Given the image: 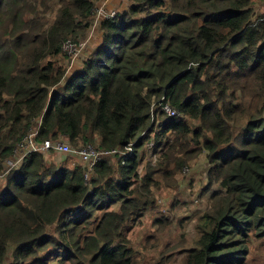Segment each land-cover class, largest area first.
<instances>
[{
    "label": "trees",
    "instance_id": "trees-1",
    "mask_svg": "<svg viewBox=\"0 0 264 264\" xmlns=\"http://www.w3.org/2000/svg\"><path fill=\"white\" fill-rule=\"evenodd\" d=\"M133 1L98 21L101 0H0V174L32 129L76 148L136 141L89 178L73 156L42 152L9 171L0 264H253L251 243L264 240V13L254 0ZM51 2L52 20L37 10ZM95 24L93 48L69 71L65 42ZM162 96L179 115L153 120ZM204 152L207 207L196 236L172 244L178 216L139 218ZM132 228H149L136 245Z\"/></svg>",
    "mask_w": 264,
    "mask_h": 264
},
{
    "label": "rangeland",
    "instance_id": "rangeland-1",
    "mask_svg": "<svg viewBox=\"0 0 264 264\" xmlns=\"http://www.w3.org/2000/svg\"><path fill=\"white\" fill-rule=\"evenodd\" d=\"M33 0H31L32 2ZM133 3V0H122L120 3H118L117 6V11L123 10L126 8L128 9ZM52 8L46 9L45 6L41 3L37 4V10L40 11L41 16H47L50 20H52L55 16V11L54 9L58 7L57 2H51ZM55 7V8H54ZM254 7L257 10L258 14H263L264 13V0H254ZM36 15V14H34ZM31 16V15H30ZM96 25H93L89 29V34L85 35V38L80 40V43L77 44V47L74 50H65V59H63L69 68V71H73L75 67L80 66V58L83 55H86L93 47L91 46V42L97 37V32L95 29ZM89 38H92V41L88 44ZM97 42H94L96 44ZM46 154L48 161L49 162H58L60 163L63 158H67V156H73V155H68L65 153L61 152H47L44 153ZM13 156V155H12ZM113 157V156H110ZM73 158H76L78 160V163L80 162V158L78 155H74ZM116 159V157H113V159ZM147 159H149V155L147 156ZM120 161V159H118ZM117 160V161H118ZM147 160V161H148ZM208 157L206 156V153L204 152L194 163L192 167H188L190 171L188 172V168H186L187 172H180V182H179V187L174 190L172 187H166L164 184H162V188L158 191H156V196H157V202L155 204V208H152L151 210H148L144 215H142L139 220L141 221H148L152 222L156 217H159L160 215H167L169 216V213H173L174 216L176 217L175 225L177 228L174 229V233L172 235L171 243L172 244H177L181 240L179 238L181 233L183 232H189L191 236H196V228H195V221L196 219L204 214V211L207 207L208 204V198L207 196H203V189L206 184V164H207ZM16 158H8L5 162L8 165L15 164ZM153 162L152 164H154ZM145 162L141 164V168L144 166ZM185 169V168H184ZM141 170V169H140ZM4 176L0 177V182L3 183L5 181ZM215 189L218 188V186L214 187ZM213 192H209V197L211 196ZM175 209L172 208V206L175 203ZM210 205V202H209ZM172 216V215H170ZM183 216H190L188 219H184ZM140 223L138 220L135 222V227L139 226ZM144 226H147L145 224ZM140 229L139 232H134L135 228L131 229V241L136 245L139 242H141L146 234H144L145 230H148L149 228H138ZM261 241L264 240H257L254 243L252 242V252H253V257H252V262L253 264H264V246L261 243ZM140 250L142 248L139 247ZM142 255L141 253L138 254V257L140 258ZM173 263V262H172ZM170 263V264H172ZM173 264H182V262L178 263H173Z\"/></svg>",
    "mask_w": 264,
    "mask_h": 264
},
{
    "label": "built area",
    "instance_id": "built-area-1",
    "mask_svg": "<svg viewBox=\"0 0 264 264\" xmlns=\"http://www.w3.org/2000/svg\"><path fill=\"white\" fill-rule=\"evenodd\" d=\"M109 0H101L97 4L96 8V18H113L117 14L116 9H111L107 12H105V8ZM77 47V43L72 42H65L64 44V50H74ZM157 112L165 113L166 115L170 117H175L179 115V112L177 109L172 107L166 100L165 96H162L160 99L156 100L151 109V117L152 119H156ZM38 135L37 129H32L27 135H25L22 140L17 144L15 148V152L12 156V158H16V163L12 165L5 164V171L4 173L0 174L1 176H6L9 171L15 168H19L24 159L32 152H61L65 154H71V155H78L83 162L86 163L87 171H86V178H89L92 170L94 169L96 163L100 161L104 156H113L120 160H123L124 158L130 154H132L135 150L134 145L136 141L129 143L125 149L121 148H113V149H107V150H101L97 149L93 145H88L85 147H73L69 142L63 140V139H57V140H51L47 139L42 142H39L36 140V136ZM154 143H151V146H153ZM150 159L153 160V162H156L158 159L157 153H154L151 151L150 153ZM185 167L184 171H186ZM189 169V168H188ZM190 169L188 170V172Z\"/></svg>",
    "mask_w": 264,
    "mask_h": 264
},
{
    "label": "crops",
    "instance_id": "crops-1",
    "mask_svg": "<svg viewBox=\"0 0 264 264\" xmlns=\"http://www.w3.org/2000/svg\"><path fill=\"white\" fill-rule=\"evenodd\" d=\"M121 1H122V0H109V2H108L107 5H106L105 12H107V11H109V10H111V9H117L118 3H120ZM133 3H134V1H133ZM133 3H132V4H133ZM126 9H127V8H126ZM117 10H118V9H117ZM123 10H125V9H123ZM123 10H120V11H123ZM101 19H105V17H104V18H99V19H97V20L99 21V20H101ZM106 19H107V18H106ZM95 25H96V24H95ZM95 29H96V27H95ZM90 51H91V50H90ZM90 51H89V52H90ZM61 139L67 141V140L64 139V138H61ZM67 142H68V141H67ZM73 156H74V155H73ZM79 158H80V157H79ZM80 162L86 165V163L83 162L81 158H80Z\"/></svg>",
    "mask_w": 264,
    "mask_h": 264
},
{
    "label": "bare ground",
    "instance_id": "bare-ground-1",
    "mask_svg": "<svg viewBox=\"0 0 264 264\" xmlns=\"http://www.w3.org/2000/svg\"><path fill=\"white\" fill-rule=\"evenodd\" d=\"M227 18V17H226Z\"/></svg>",
    "mask_w": 264,
    "mask_h": 264
}]
</instances>
